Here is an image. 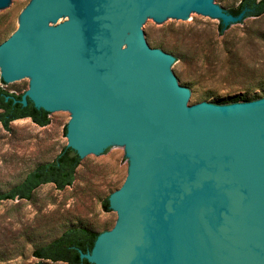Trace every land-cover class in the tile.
<instances>
[{
	"label": "water",
	"instance_id": "water-1",
	"mask_svg": "<svg viewBox=\"0 0 264 264\" xmlns=\"http://www.w3.org/2000/svg\"><path fill=\"white\" fill-rule=\"evenodd\" d=\"M193 13L224 27L244 15L212 0H33L0 44L2 80L29 79L22 106L71 113L79 158L124 146L116 221L80 254L91 264H264V99L191 105L146 33Z\"/></svg>",
	"mask_w": 264,
	"mask_h": 264
},
{
	"label": "rangeland",
	"instance_id": "rangeland-1",
	"mask_svg": "<svg viewBox=\"0 0 264 264\" xmlns=\"http://www.w3.org/2000/svg\"><path fill=\"white\" fill-rule=\"evenodd\" d=\"M25 0L0 11V44L17 28ZM240 0H212L227 12ZM219 19L193 13L162 25L145 27L152 49L176 62L174 76L192 96L191 105H230L242 97L264 99V14L228 22L218 33ZM29 79L3 81L8 93L22 94ZM259 98V99H258ZM237 103H243L238 101ZM71 113L53 110L40 127L29 118L0 124V193L19 184L36 166L52 161L68 145ZM27 119V120H25ZM128 159L124 146L113 145L81 158L74 180L62 190L49 183L37 187L30 200L0 201V264H39L32 252L71 227L102 233L116 221V212L102 204L123 183ZM43 264H65L43 261Z\"/></svg>",
	"mask_w": 264,
	"mask_h": 264
},
{
	"label": "trees",
	"instance_id": "trees-1",
	"mask_svg": "<svg viewBox=\"0 0 264 264\" xmlns=\"http://www.w3.org/2000/svg\"><path fill=\"white\" fill-rule=\"evenodd\" d=\"M241 12H244V19L259 17L264 14V0H240L236 7L227 11L232 16H237ZM217 28L218 33L222 34L227 27H224L219 21ZM22 94L8 93L0 87V124L2 127L9 130L10 122L24 118H29L40 127L48 125L49 113L41 108H35L28 99L26 106H22L19 102ZM238 101L246 103L254 101V99L244 96L240 100L234 98L230 103H237ZM80 162L81 158L76 152L64 146L52 161L36 166L27 173L19 184L4 193H0V201L30 200L37 187L49 183L53 184L56 189L62 190L72 184L75 170ZM102 207L104 211L110 210L108 198L103 201ZM98 235L99 233L84 227H71L48 244L36 248L32 255L41 261L39 264H43V261L91 264L86 259L80 258V254L91 251Z\"/></svg>",
	"mask_w": 264,
	"mask_h": 264
},
{
	"label": "bare ground",
	"instance_id": "bare-ground-1",
	"mask_svg": "<svg viewBox=\"0 0 264 264\" xmlns=\"http://www.w3.org/2000/svg\"><path fill=\"white\" fill-rule=\"evenodd\" d=\"M25 120H27V119H25Z\"/></svg>",
	"mask_w": 264,
	"mask_h": 264
}]
</instances>
